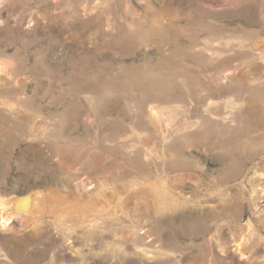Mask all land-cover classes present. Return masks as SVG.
<instances>
[{
	"label": "rangeland",
	"instance_id": "rangeland-1",
	"mask_svg": "<svg viewBox=\"0 0 264 264\" xmlns=\"http://www.w3.org/2000/svg\"><path fill=\"white\" fill-rule=\"evenodd\" d=\"M0 67V264H264V0H0Z\"/></svg>",
	"mask_w": 264,
	"mask_h": 264
},
{
	"label": "bare ground",
	"instance_id": "bare-ground-1",
	"mask_svg": "<svg viewBox=\"0 0 264 264\" xmlns=\"http://www.w3.org/2000/svg\"><path fill=\"white\" fill-rule=\"evenodd\" d=\"M0 70H1V67H0ZM207 73H208V72H207ZM161 74H162V73H161ZM163 74H164V73H163ZM149 75H150V74H149ZM169 75H170V74H169ZM163 76H164V75H163ZM150 77H151V76H150ZM155 77H156V76H155ZM151 78H152V77H151ZM157 78H158V77H157ZM164 78H165V77H164ZM161 79H162V78H161ZM166 79H167V77L165 78V80H166ZM158 80H159V79H158ZM158 80H156V81H158ZM162 81H163V80H162ZM158 84H159V83H158ZM141 85H142V84H141ZM153 85H154V84H153ZM164 85H165V84H164ZM145 86H146V85H145ZM155 86H156V85H154V86H152V87L154 88ZM165 86H166V85H165ZM147 87H148V86H147ZM158 87H159V86H158ZM57 88H58V87H57ZM156 88H157V87H156ZM160 88L162 89V87H160ZM160 88H159V89H160ZM144 89H145V88H144ZM151 89H152V88H151ZM154 89H155V88H154ZM246 89H247V88H246ZM139 90H140V89H139ZM69 91H70V90H69ZM140 91H141V90H140ZM154 91H155V90H154ZM154 91H152V92H154ZM162 91H163V90H162ZM162 91H161V92H162ZM145 92H146V91H145ZM163 92H164V91H163ZM170 92H171V91H170ZM170 92H169V93H170ZM172 93H173V92H172ZM144 94H145V93H144ZM155 94H156V93H155ZM174 94H175V93H174ZM158 95H159V94H158ZM165 95H166V94H165ZM149 96H152V94H151V95L149 94ZM155 97H156V95H155ZM161 97H163V96L161 95ZM194 98H195V97H194ZM148 100H149V99H148ZM72 101H73V100H72ZM72 101H71V102H72ZM143 101H144V100H143ZM138 102H141V101H138ZM68 103H69V102H68ZM141 103H142V102H141ZM143 103H144V102H143ZM205 105H206V104H205ZM68 110H69V109H68ZM68 116H70V115H68ZM62 118H63V117H62ZM210 118H211V117H210ZM70 119H71V118H70ZM207 119H208V118H207ZM211 119H212V118H211ZM67 120H68V119H67ZM141 121H142V120H141ZM69 122H70V121H69ZM210 122H211V121H210ZM210 122H209V124H210ZM58 123H59V122H58ZM61 123H62V122H61ZM64 124H66V123H64ZM200 124H201V123H200ZM200 124H199V125H200ZM186 125H187V124H186ZM199 125H198V128L200 127ZM187 126H190V125H187ZM186 128H188V127H186ZM201 128H202V127H201ZM207 128L209 129V127H207ZM212 128H213V127H212ZM58 129H59V128H58ZM70 129H71V128H70ZM112 129H113V128H112ZM115 129H116V128H115ZM54 130H56V129H54ZM62 130H63V129H62ZM127 130H128V129H127ZM202 130H203V128L201 129V131H202ZM213 130H214V128H213ZM58 131L60 132V130H58ZM115 131H116V130H115ZM115 131H114V132H115ZM120 131H121V130H120ZM122 131H123V129H122ZM179 131H180V130H179ZM201 131H200V132H201ZM207 131H208V130H207ZM207 131H206V132H207ZM214 131H215V130H214ZM55 132H56V131H55ZM71 132H72V131H71ZM117 132H118V130H117ZM194 132H196V131H194ZM198 132H199V131H198ZM60 133H61V132H60ZM69 133H70V132H69ZM121 133H123V132H121ZM201 133H202V132H201ZM203 133H204V132H203ZM61 134H62V133H61ZM63 134H64V133H63ZM116 134H117V133H116ZM116 134H115V135H116ZM204 134H205V133H204ZM119 135H120V133H119ZM125 135H126V134H125ZM208 135H209V134H208ZM212 135H213V134H212ZM214 135H215V134H214ZM122 136H123V135H122ZM191 136H192V135H191ZM199 136H200V135H199ZM205 136H206V135H205ZM209 136H210V135H209ZM196 137H197V136H196ZM200 137H202V136H200ZM64 138H65V137H64ZM73 138H74V137H73ZM115 138H118V136H116ZM122 138H123V137H122ZM122 138H121V139H122ZM185 138H186V137H185ZM190 138H191V137H190ZM198 138H199V137H198ZM203 138H204V137H203ZM205 138H206V137H205ZM210 138H211V137H210ZM69 139H70V138H68V140H69ZM187 139H188V138H187ZM187 139H186V140H187ZM195 139H196V138H195ZM221 139H222V138H221ZM72 140H73V139H72ZM118 140H119V139H118ZM150 140H151V139H150ZM153 140H154V139H153ZM191 140H192V139H191ZM215 140H216V139H215ZM147 141H149V140H147ZM167 141H168V140H167ZM175 141H176V140H175ZM68 142H69V141H68ZM149 142H150V141H149ZM152 142H153V141H152ZM182 142H184V141H182ZM190 142H191V141H190ZM195 142H196V141H195ZM146 143H147V142H146ZM177 143H178V142H177ZM180 143H181V142H180ZM187 143H188V142H187ZM223 143H224V142H223ZM49 144H50V143H49ZM66 144H67V143H66ZM70 144H71V143H70ZM70 144L68 143V145H67V147H66L67 149L70 147ZM117 144H118V143H117ZM174 144H176V143H174ZM191 144H192V143H191ZM74 145H75V144H74ZM182 145H183V144H182ZM118 146H119V145H118ZM147 146H148V145H147ZM156 146H157V145H156ZM186 146H187V144H186ZM53 147H54V146H53ZM140 147H141V146H140ZM143 147H144V146H143ZM148 147H149V146H148ZM153 147H154V146H153ZM176 147H177V146H176ZM184 147H185V146H184ZM119 148H121V147H119ZM131 148H132V147H131ZM172 148H173V147H172ZM69 149H70V148H69ZM81 149H82V148H81ZM134 149H135V148H134ZM134 149H133V150H134ZM137 149H138V148H137ZM143 149H144V148H143ZM154 149H155V147H154ZM182 149H183V148H181V150H182ZM130 150H131V149H130ZM114 151H115V150H114ZM171 151H172V150H171ZM171 151H170V153H171ZM117 152H118V151H117V149H116V153H117ZM136 152H137V151H136ZM172 152H173V151H172ZM183 152H184V151H183ZM131 153H132V152H131ZM174 153H175V152H174ZM174 153H173V154H174ZM177 153H178V152H177ZM132 154H133V153H132ZM157 154H158V153H157ZM129 155H130V154H129ZM168 155H169V154H168ZM143 156H144V155H143ZM149 156H150V155H149ZM162 156H163V155H162ZM165 156H166V155H165ZM175 156H176V155H175ZM181 156H182V155H181ZM134 157H135V156H134ZM138 157H139V156H138ZM138 157H137V158H138ZM145 157H146V156H145ZM178 157H179V156H178ZM162 158H163V157H162ZM172 158H173V157H172ZM179 158H180V157H179ZM179 158H178V159H179ZM142 160H143V159H142ZM89 161H90V160H89ZM180 162H181V161H180ZM173 163H174V162H173ZM175 163H177V162H175ZM175 163H174V165H176ZM181 163H182V162H181ZM181 163H180V164H181ZM177 164H178V163H177ZM177 166H178V165H177ZM172 167H173V166H172ZM96 168H97V167H96ZM98 170H99V169H98ZM158 192H159V191H158ZM158 194H159V193H158ZM41 199H42V198H41ZM39 200H40V199H39ZM26 201H27V200H26ZM41 201H42V200H41ZM41 201H39V202H41ZM30 202H31V201H30ZM30 202H29V203H30ZM34 202H35V201H34ZM39 202H38V203H39ZM20 204L22 205L23 203H20ZM16 205H17V204H16ZM16 205H15V203H14L12 200H9L8 202H5V204H4L5 207H9V208H11V209L14 208V206H16ZM21 205H20V206H21ZM26 205H27V203H26ZM31 206H32V205H31ZM25 207H26V206H25ZM21 208H22V207H21ZM23 208H24V207H23ZM24 209H25V208H24ZM253 259H254V257H253Z\"/></svg>",
	"mask_w": 264,
	"mask_h": 264
}]
</instances>
